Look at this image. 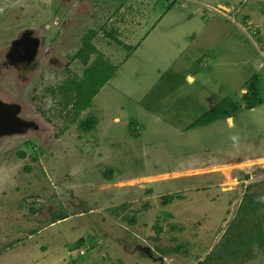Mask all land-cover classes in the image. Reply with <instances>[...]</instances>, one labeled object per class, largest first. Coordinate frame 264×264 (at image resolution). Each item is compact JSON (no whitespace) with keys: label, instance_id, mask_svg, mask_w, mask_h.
Wrapping results in <instances>:
<instances>
[{"label":"rangeland","instance_id":"rangeland-1","mask_svg":"<svg viewBox=\"0 0 264 264\" xmlns=\"http://www.w3.org/2000/svg\"><path fill=\"white\" fill-rule=\"evenodd\" d=\"M122 1L0 0V264H198L264 229V103L243 100L254 74L264 95V0H155L167 18L137 52L113 29ZM228 96L232 116L191 128Z\"/></svg>","mask_w":264,"mask_h":264},{"label":"trees","instance_id":"trees-1","mask_svg":"<svg viewBox=\"0 0 264 264\" xmlns=\"http://www.w3.org/2000/svg\"><path fill=\"white\" fill-rule=\"evenodd\" d=\"M92 32V31H91ZM94 33H90L88 36L87 41H85L84 47L77 53V57L82 59L84 63H89L91 60V56L93 53L97 52L96 47L92 44V39ZM115 38V37H114ZM118 41V39L116 38ZM122 44L121 41H118ZM128 49H133V47L127 46ZM102 62H106L102 55H99L95 61L90 65V67L87 68L86 71H84L83 77L87 75V72L91 69H99L101 66ZM107 63V62H106ZM113 72L116 71L115 68L112 69ZM111 74V73H110ZM177 75H171V79H165L166 83L168 84L169 82L173 81L171 84V87L174 89L177 86L181 84V77L182 74L180 73H174ZM183 78V77H182ZM111 79V76H105L102 83H107ZM261 77L259 74H254V76L247 82L246 85V93L243 95V100L245 101V107L248 109H253L259 105H262L264 103V95L261 89ZM101 84L98 89L92 93V96L90 97V101H84L80 105L79 99L75 100V104H73V109L76 110V116L80 114V111L85 110L86 108L90 107L92 104L93 97L96 96L98 91L105 85ZM84 86V85H83ZM83 86L80 88L78 91L77 97L79 98L80 96L82 97L84 95L83 93ZM156 92H152V96H155ZM77 101V102H76ZM236 102L232 97H226L223 100H221L218 105L215 107L207 110L204 114L198 117L197 121L191 125L192 127H199V126H204L208 125L212 122H215L221 118H228L232 116L231 114V109L237 108ZM83 128L85 130H89L90 127L83 125ZM66 218V216H60L54 220L56 222L57 220H62ZM129 218V217H126ZM245 236L246 239H242L239 237L236 233L235 230L232 231V235L230 238L226 240L222 244V248L219 253L217 254V257H215V253L210 255L208 258H206L204 261H200L198 264H224L226 260L233 258V259H238L240 257V253L248 249L250 250L254 244H259L261 247H264V229L262 225H255L253 227V230L250 229L249 231H245ZM263 245V246H262ZM211 254V253H210Z\"/></svg>","mask_w":264,"mask_h":264},{"label":"crops","instance_id":"crops-1","mask_svg":"<svg viewBox=\"0 0 264 264\" xmlns=\"http://www.w3.org/2000/svg\"><path fill=\"white\" fill-rule=\"evenodd\" d=\"M184 1L185 2L182 4L184 7L187 6V1H188V2H190V5L192 4L191 5L192 8L197 7V9L195 10L196 12H198L197 10L199 9L200 12L203 13L202 8H205V7H210L211 9H215V10L217 9V7H215L213 5L209 6L208 4H205L202 0H184ZM152 3H155V0H149V1L148 0H123L121 6L118 7V9L121 8V10H122L121 15L120 16L115 15V18H113V20H112L113 29L115 30L114 32H116V34L119 38L122 36L120 39L122 40L121 42H122L123 46L124 47L125 46L126 47L127 46L133 47L134 52H137L138 49H141V46L143 45L144 42H146L150 38L153 31L167 18L164 15L165 13L167 14V12H165L164 14H162L161 11L152 13L151 12ZM153 6H154V4H153ZM219 7L226 10V11L235 10L233 7H230L229 5H226L223 3H219ZM133 8L136 9V13H135L136 15L133 18L128 19L127 11H130ZM218 14H220V13H218ZM220 15H223V14H220ZM224 19L228 20V18L227 19L224 18ZM81 20H82L81 22L86 21L85 18H82ZM128 24H131V27H129ZM121 25L123 26V28L120 29ZM91 31H92V33H94L93 34L94 35L93 39H94V37L97 36V33L94 30H91ZM200 31H201L200 28H199L198 32H196V30H195L194 42L195 41L199 42L198 38H199V35H201ZM219 33H223V32L222 31H217V32L214 31L215 35L219 34ZM114 36H115V38H114ZM117 36L113 35V39H116ZM119 38H117V39L120 40ZM93 45L96 47V49L98 51L97 46L95 44H93ZM107 49L112 51L111 46L108 47ZM105 59L107 61H109V59H107V58H105ZM110 64L113 65L112 62H110ZM104 86L102 87V89L104 88ZM75 216H78V215H75ZM67 219L71 220L72 217L66 216V218H64L62 220L64 221ZM59 221H61V220H59ZM82 241H83V239L81 240V242ZM62 250H64L62 254H65L66 256L70 255V253H71V251H68V250L65 251V249H62ZM81 255H83V254L81 253ZM61 256L62 255H60V257ZM60 257H59V259H60ZM47 261L50 262L51 259H49Z\"/></svg>","mask_w":264,"mask_h":264},{"label":"water","instance_id":"water-1","mask_svg":"<svg viewBox=\"0 0 264 264\" xmlns=\"http://www.w3.org/2000/svg\"><path fill=\"white\" fill-rule=\"evenodd\" d=\"M6 106H7V105H6ZM9 118H10V117L7 116V117H4V118H2V119L0 120V122L3 121V123H2L3 126L8 122V120H10ZM2 124H0V125H2Z\"/></svg>","mask_w":264,"mask_h":264},{"label":"flooded vegetation","instance_id":"flooded-vegetation-1","mask_svg":"<svg viewBox=\"0 0 264 264\" xmlns=\"http://www.w3.org/2000/svg\"><path fill=\"white\" fill-rule=\"evenodd\" d=\"M22 45V44H21ZM26 50V46H22V52H24ZM30 56H28V58L27 59H30L29 58Z\"/></svg>","mask_w":264,"mask_h":264},{"label":"built area","instance_id":"built-area-1","mask_svg":"<svg viewBox=\"0 0 264 264\" xmlns=\"http://www.w3.org/2000/svg\"><path fill=\"white\" fill-rule=\"evenodd\" d=\"M222 11V10H221ZM219 13H221V12H219ZM221 14H223V15H226L223 11H222V13Z\"/></svg>","mask_w":264,"mask_h":264}]
</instances>
